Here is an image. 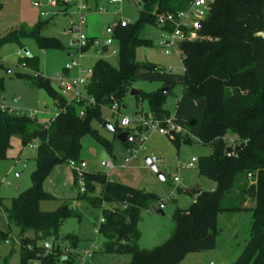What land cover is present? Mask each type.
<instances>
[{
    "label": "trees",
    "instance_id": "obj_1",
    "mask_svg": "<svg viewBox=\"0 0 264 264\" xmlns=\"http://www.w3.org/2000/svg\"><path fill=\"white\" fill-rule=\"evenodd\" d=\"M190 1H137L142 3L137 19L117 27L114 32L117 64L100 57L92 65L85 85L92 103H88V98L68 101L51 85L50 79L39 72L38 57L23 47L21 39L30 38L41 50L62 48L58 39L40 35L41 28L50 19H39L33 25L21 24L8 34L0 35V49L8 43L23 48L21 64L35 71L37 75H33L32 83L44 89L57 108L46 124L26 114L16 115L0 109V158L6 157L15 136L24 146L36 141L32 186L12 198L11 208L5 211L8 221L17 229L16 238L0 231V242L10 239L11 254L18 250L19 264L36 260L41 264H80L82 255L76 252L79 238L60 233L66 219L80 220V214L67 205L54 211L41 210L40 203L52 199L42 182L56 162L76 160L81 140L87 134L104 149L111 150L110 140L93 128L92 122L100 125L104 122V107L112 114L113 105L117 109L120 107L139 70L160 71L152 63L140 64L135 59L137 47L152 44L150 39L139 35L141 27L152 24L169 31V27L157 23L156 15L184 10ZM260 31H264V0H214L202 21L201 37L180 43L183 91L192 100L204 101L201 119H191L186 127L190 132L197 125L198 142L211 147L208 156L197 158L196 167L199 175L211 180L212 188L185 190L193 196V202L175 211L174 230L161 245L152 249L137 245L141 212L153 205L159 208L160 201L155 194L109 180L104 171L85 172L82 199L101 208L103 217L98 226V234L104 238L100 251L127 252L131 256L128 264H178L191 251L214 248L218 212L243 209L245 200L252 199L255 205L251 209L249 237L234 264H264V37L255 36ZM172 85L170 82L163 84L167 86L166 92L160 88L151 92L139 90L140 94L134 97L145 100L149 108L144 116L166 124L169 115L164 103ZM3 88L0 77V91ZM135 113L141 114L140 111ZM113 126L116 138L121 128L118 122ZM229 136L231 143H228ZM168 139L177 149L181 143L190 142L189 137L176 134ZM229 147L232 149L228 150ZM98 186L101 191L97 194ZM233 190L240 198L239 203L222 205V200ZM177 191L182 189L177 188ZM29 232L33 233L32 237ZM45 241L52 243L47 255H44ZM0 264H9V258L0 256Z\"/></svg>",
    "mask_w": 264,
    "mask_h": 264
},
{
    "label": "rangeland",
    "instance_id": "obj_2",
    "mask_svg": "<svg viewBox=\"0 0 264 264\" xmlns=\"http://www.w3.org/2000/svg\"><path fill=\"white\" fill-rule=\"evenodd\" d=\"M33 0H0V35L8 34L21 24H35L40 18L39 10L33 6ZM93 0L97 7H105L106 12L98 11L89 14L86 18L85 30L89 35L103 37L107 26L115 21L124 20L133 23L137 17L142 3L137 0ZM68 18L58 16L50 19L40 30V35L58 39L62 48L39 49L34 40L21 39L23 47L32 55L38 57V70L43 76L50 79L51 85L57 89L56 73L60 72L70 57V36L67 33ZM166 31L160 26L145 24L141 27L139 35L150 39L151 46H139L135 49V59L140 64L152 63L160 68L159 72L141 69L136 74L131 89L151 92L161 89L164 83H172L170 93L164 103L169 119L176 126L175 134L179 137H189V143H181L177 149L168 139L167 135L153 134L148 137L145 148L141 149L134 158L126 162L130 157L126 143L119 142L113 137V133L100 125L92 122L93 128L110 140L111 150L104 149L91 135H85L81 140V149L76 160L86 162V172L102 170L107 178L126 186L135 187L153 193L163 203V214L156 210L145 209L141 212L138 223L140 232L137 245L139 248L152 249L161 245L173 232L175 211L185 209L193 202V196L187 193V188L210 190L211 180L199 175L197 158L208 156L211 153L209 145L198 142V127L188 132L187 123L191 119L200 120L203 113L204 101L192 100L182 88L183 65L177 48H169L166 54L160 45V40ZM180 46V45H179ZM24 56L23 48L19 44L8 43L0 49V77L3 79L4 88L0 91V108L11 114H33L34 118L45 123L50 116L57 112L54 100L47 92L32 83L31 79L35 71L21 64ZM100 58L91 53L82 58L81 69H91L93 63ZM113 65L117 64L118 55L108 54L104 57ZM21 74V75H20ZM70 78L78 76L77 69L68 72ZM58 77V75H57ZM83 90V86L78 88ZM68 95L67 97H69ZM140 111L142 115L149 113L145 100L136 99L128 94L117 109L111 113L107 107L102 110L104 121L115 125L122 116H132ZM140 114V113H139ZM123 131V128H121ZM231 137H228V143ZM154 156L157 158L153 171L145 159ZM36 141L24 146L22 140L15 136L11 139V147L5 158H0V231L11 233L16 238L17 229L8 221L6 210L11 208L12 198L18 197L26 189L32 186L31 175L36 168ZM114 158V159H113ZM69 160V159H68ZM68 160L56 162L42 182L43 189L52 196V199L40 203L43 211H54L59 206L67 205L80 214V220L76 218L66 219L61 228V234H74L79 238L76 252L83 254L84 249L90 248L93 254L83 264H128L131 256L127 252L103 253L100 247L103 236L94 231L101 216V208L93 207L82 199L80 190L82 182H75L74 170L68 165ZM112 160L113 169L101 166V162ZM192 163V167H186ZM180 169L176 171V167ZM178 173L179 181H172L173 173ZM161 173L162 178L157 175ZM178 189L182 191L178 192ZM97 187V194L100 193ZM240 198L236 191L228 193L222 200V205L231 206L239 203ZM243 209H228L218 212L215 229L217 231L215 246L210 250L191 251L178 264H234L244 248L249 237L252 208L255 201L246 199ZM105 207V205H103ZM30 237L32 232L28 233ZM98 248L94 249L95 246ZM11 243L0 242V256L8 257L9 264H19V253L16 250L11 254ZM16 247V246H15ZM29 264H33L30 262Z\"/></svg>",
    "mask_w": 264,
    "mask_h": 264
},
{
    "label": "built area",
    "instance_id": "obj_3",
    "mask_svg": "<svg viewBox=\"0 0 264 264\" xmlns=\"http://www.w3.org/2000/svg\"><path fill=\"white\" fill-rule=\"evenodd\" d=\"M138 1V0H137ZM112 3H117L116 0H111ZM214 0H191L186 9L177 12H161L156 15L157 23L161 26L169 27V31L163 34L160 40V45L164 48L166 54L169 53V48H177L179 50L180 58L182 59V51L180 50V43L183 41H193L201 37L200 30L202 27V21L208 15L211 8V4ZM33 6L39 10L40 18L52 19L58 16H64L68 18L67 33L70 36L69 42V57L70 60L65 63L62 70L63 72L57 77L58 91L68 101L86 99L88 96L85 92V85L87 79L91 74V69H81L82 58L94 53L99 57H105L108 51L112 54H117V47L114 38V32L117 27H122L128 24L124 20L113 22L105 29L103 37L97 35H89L86 33L85 25L86 18L93 12L104 13L105 7H97L92 3V0H33ZM78 70V76L70 78L68 72L71 69ZM37 74H34V76ZM83 86V90L78 88ZM70 95L69 97H67ZM88 103H92L93 99L88 98ZM3 111L5 109L1 107ZM113 113H116L117 107L113 105L111 108ZM8 112V111H7ZM9 113V112H8ZM20 115V114H16ZM82 115V112H81ZM34 118L33 114L28 115ZM48 123L45 122L44 124ZM118 125L123 128V131L127 132L125 143L128 146L130 157L126 158V162L130 158H134L135 155L145 148L147 139L153 134L173 136L176 131V126L168 119L165 125H162L161 121L142 114H134L132 116L122 115L118 119ZM28 143L27 145H30ZM157 158L154 156L149 158L150 164H156ZM68 165L74 170V174L78 180L82 182L80 190L85 191L84 186V174L86 172L87 164L83 160L69 159ZM101 166L112 169L114 164L111 160L102 161ZM193 164L189 163L186 167H192ZM180 169V166L176 167V171ZM173 173L172 181L177 183L179 181V175L177 172ZM164 207L163 203H159V209ZM103 222V217L100 216L98 224L95 226L94 231L98 233V226ZM6 243H10V239L5 240ZM44 255H47L52 248L50 241L43 243ZM97 249L96 245L94 249ZM65 249V252H68ZM93 254V250L90 248L84 249L81 257L80 264L90 258ZM33 264H41L40 261H33Z\"/></svg>",
    "mask_w": 264,
    "mask_h": 264
},
{
    "label": "water",
    "instance_id": "obj_4",
    "mask_svg": "<svg viewBox=\"0 0 264 264\" xmlns=\"http://www.w3.org/2000/svg\"><path fill=\"white\" fill-rule=\"evenodd\" d=\"M255 36L264 37V31H260V32L255 33ZM68 55H69V54H68ZM161 90H162V92H166V91H167V86L161 88ZM129 94L132 95V96H137V95L140 94V91L132 88V89H130ZM191 123H192V122H190V124H191ZM101 125H102L104 128L110 130L112 133L115 132V128H114V126H113L112 124H110L109 122L104 121ZM126 137H127V132H125V131L119 132V133L116 135V139H117L119 142H121V143H125V141H126ZM231 149H232L231 147L228 148V150H231ZM145 161H146V163L149 165V167H150L153 171H155V172L157 171L155 165L149 163V158H146ZM157 175H158L159 177L162 178L161 173H157ZM152 209H153V210H156L159 214H163L162 209H159V208L157 207V205H153V206H152Z\"/></svg>",
    "mask_w": 264,
    "mask_h": 264
},
{
    "label": "crops",
    "instance_id": "obj_5",
    "mask_svg": "<svg viewBox=\"0 0 264 264\" xmlns=\"http://www.w3.org/2000/svg\"><path fill=\"white\" fill-rule=\"evenodd\" d=\"M27 25H29V24H27ZM32 25H33V24H32ZM25 49H26V48H25ZM26 51L28 52L27 49H26ZM23 52H24V51H23ZM29 53H30V52H29ZM67 56L69 57L68 53H67ZM62 72H63V74L65 73L63 70H61L60 72L56 73V75H55V76H56V78H55L56 81H57V75L59 76ZM55 114H56V112L54 113V115H55ZM54 115H53V116H54ZM53 116H50L49 119L52 118ZM49 119H48L47 121H49ZM47 121H46V122H47ZM121 132H122V131H121ZM113 159H114V158H113ZM145 160H146V159H145ZM111 161H112V160H111ZM113 164H114V163H113ZM113 168H114V167H113ZM113 168H112V169H113ZM97 171H102V170H97ZM90 172H95V171H90ZM105 173H106V172H105ZM211 188H212V186H211ZM245 203H246V201H245Z\"/></svg>",
    "mask_w": 264,
    "mask_h": 264
}]
</instances>
